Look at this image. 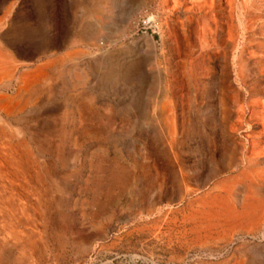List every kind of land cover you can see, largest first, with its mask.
Listing matches in <instances>:
<instances>
[{"label":"rangeland","instance_id":"1","mask_svg":"<svg viewBox=\"0 0 264 264\" xmlns=\"http://www.w3.org/2000/svg\"><path fill=\"white\" fill-rule=\"evenodd\" d=\"M0 264H264V0H0Z\"/></svg>","mask_w":264,"mask_h":264},{"label":"built area","instance_id":"2","mask_svg":"<svg viewBox=\"0 0 264 264\" xmlns=\"http://www.w3.org/2000/svg\"><path fill=\"white\" fill-rule=\"evenodd\" d=\"M156 23L157 14L152 11H145L136 20L134 26L136 31L146 32L148 29L154 30Z\"/></svg>","mask_w":264,"mask_h":264},{"label":"bare ground","instance_id":"3","mask_svg":"<svg viewBox=\"0 0 264 264\" xmlns=\"http://www.w3.org/2000/svg\"><path fill=\"white\" fill-rule=\"evenodd\" d=\"M33 89V88H32Z\"/></svg>","mask_w":264,"mask_h":264}]
</instances>
